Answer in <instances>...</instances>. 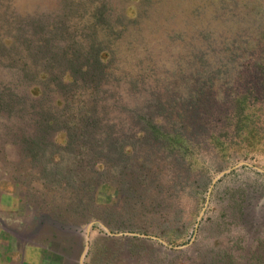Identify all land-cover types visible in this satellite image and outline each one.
Here are the masks:
<instances>
[{
	"label": "rangeland",
	"instance_id": "rangeland-1",
	"mask_svg": "<svg viewBox=\"0 0 264 264\" xmlns=\"http://www.w3.org/2000/svg\"><path fill=\"white\" fill-rule=\"evenodd\" d=\"M88 237L85 264H264V0H0V264Z\"/></svg>",
	"mask_w": 264,
	"mask_h": 264
},
{
	"label": "water",
	"instance_id": "water-1",
	"mask_svg": "<svg viewBox=\"0 0 264 264\" xmlns=\"http://www.w3.org/2000/svg\"><path fill=\"white\" fill-rule=\"evenodd\" d=\"M227 171H229V170H227ZM217 180V178L214 180V182ZM203 212H204V210H203ZM203 212H202V214H203ZM202 216V215H201ZM200 216V217H201ZM92 224H93V222H91L89 225H88V228H87V230H88V235H89V233H90V228H91V226H92ZM110 233H112V232H110ZM128 234H133V235H138V234H136V233H132V232H127ZM112 235H122V233H112ZM144 236H146V237H152V236H150V235H146V234H143ZM89 244H90V242H89V237H88V240H87V242H86V245L84 246V248L82 249V252H81V254H80V258H79V264H85V262H84V259H85V256H86V253H87V251H88V248H89Z\"/></svg>",
	"mask_w": 264,
	"mask_h": 264
}]
</instances>
